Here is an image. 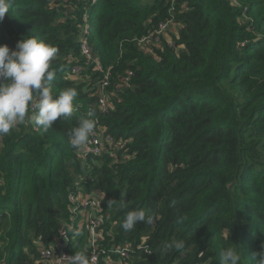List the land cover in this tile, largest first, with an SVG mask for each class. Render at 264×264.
Wrapping results in <instances>:
<instances>
[{"label":"trees","instance_id":"1","mask_svg":"<svg viewBox=\"0 0 264 264\" xmlns=\"http://www.w3.org/2000/svg\"><path fill=\"white\" fill-rule=\"evenodd\" d=\"M238 1L12 0L0 44L12 49L34 35L56 46L53 92L78 95L72 115L47 131L26 119L0 136V264H40L37 244L61 237L69 194L84 185L100 198V247L135 249L121 264H218L233 244L240 264H254L264 242V0ZM86 20L91 59L80 46ZM168 20L179 26L170 41L139 42ZM96 61L110 69L105 113ZM89 112L114 140L99 156L68 143ZM133 208L160 219L126 232L120 225ZM177 215L187 219L176 225ZM77 230L74 253L85 250L88 224L68 233ZM179 239L183 250L163 249Z\"/></svg>","mask_w":264,"mask_h":264},{"label":"clouds","instance_id":"2","mask_svg":"<svg viewBox=\"0 0 264 264\" xmlns=\"http://www.w3.org/2000/svg\"><path fill=\"white\" fill-rule=\"evenodd\" d=\"M12 0H0V21L9 13ZM59 49L34 35L23 36L14 48L0 44V136H6L19 123L26 119L36 127L47 131L53 123L60 119L69 118L74 109L73 101L78 92L75 88H66L54 93L52 82L56 78V70L52 61ZM36 99L35 110L29 113V106ZM94 114L89 112L81 117L78 124L68 132V143L73 149L84 146L93 134L96 126ZM111 206L113 201H107ZM119 207L128 208V203L121 197ZM160 217L143 208H133L126 211L121 227L131 232L138 222L153 224ZM186 216L177 215L174 223L182 224ZM81 236L80 231H74L73 238ZM233 246L222 248L218 254V264H240L241 254ZM185 248L183 239L165 241L164 250L179 251ZM254 264H264V242L259 252L252 254ZM68 264H90L85 250L76 251L70 255Z\"/></svg>","mask_w":264,"mask_h":264},{"label":"built area","instance_id":"3","mask_svg":"<svg viewBox=\"0 0 264 264\" xmlns=\"http://www.w3.org/2000/svg\"><path fill=\"white\" fill-rule=\"evenodd\" d=\"M96 1V0H93ZM233 4H239L238 0H230ZM85 19L88 20V17L85 16ZM85 21L81 26L82 30V39L80 42L81 52L88 59H91V47L88 44L87 33L90 27L89 22ZM170 20L160 23L159 27L140 37L139 42L142 44H148L152 42L154 44H159L161 38L165 37L167 27L170 25ZM95 69L98 72L104 73L102 79H99L95 82L94 93L98 97V107L102 113L108 112L109 105V96H108V85H109V76L110 69H104L100 62L96 61ZM81 68L78 64L74 65L71 68V74H79ZM130 75V74H129ZM129 77H126L128 80ZM114 142L113 138L105 134V129L102 125H96L93 134L90 136L88 142L82 147V152L84 155H93L99 156L106 150L108 145H111ZM96 191L88 192L85 185L78 186L75 192L69 194V201L72 203V219L67 228H62L59 232L61 237L57 238V241L53 244H37V249L40 254L39 263L40 264H68L70 255L74 252L68 251L69 248L77 249V237L73 238L69 235L71 229L81 228L82 225L88 224V239L85 244V251L89 257L90 264H121L123 259H129L134 253L135 249L128 245H111L108 248L100 247L98 242V230L100 226V218L97 216L100 198L97 195ZM80 215L83 216V220H80ZM78 223V224H76ZM81 226H80V224ZM79 231V230H77ZM139 248L145 249L147 254H150V250L146 246H139ZM115 257V258H114Z\"/></svg>","mask_w":264,"mask_h":264},{"label":"rangeland","instance_id":"4","mask_svg":"<svg viewBox=\"0 0 264 264\" xmlns=\"http://www.w3.org/2000/svg\"><path fill=\"white\" fill-rule=\"evenodd\" d=\"M179 26L176 25V24H170L168 27H167V31L165 33V38L167 41H170V38H171V33L175 34L178 30ZM140 47L145 50L146 52H152L153 51V48L154 47H151V46H148V45H140ZM91 77L89 75H85V77L83 78V81L84 82V85L87 84L88 82H90V79ZM108 96H109V99L110 97L112 96V93L108 90ZM83 220V216L80 215V220L81 221ZM78 224V223H76ZM80 224V223H79ZM81 226V224H80ZM88 238V234H86V236H84V240ZM98 238L101 239V233L99 231V234H98ZM50 244H53V243H50Z\"/></svg>","mask_w":264,"mask_h":264}]
</instances>
